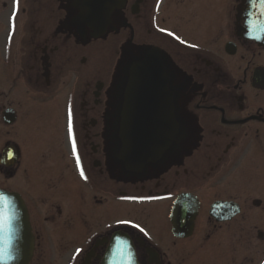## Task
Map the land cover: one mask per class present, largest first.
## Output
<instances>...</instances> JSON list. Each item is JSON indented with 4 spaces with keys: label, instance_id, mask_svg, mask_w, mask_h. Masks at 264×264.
Returning <instances> with one entry per match:
<instances>
[{
    "label": "flooded vegetation",
    "instance_id": "1",
    "mask_svg": "<svg viewBox=\"0 0 264 264\" xmlns=\"http://www.w3.org/2000/svg\"><path fill=\"white\" fill-rule=\"evenodd\" d=\"M85 1L0 0V190L26 264H103L117 237L136 264H264V2L120 0L92 23ZM149 54L169 130L140 164L123 112Z\"/></svg>",
    "mask_w": 264,
    "mask_h": 264
},
{
    "label": "water",
    "instance_id": "2",
    "mask_svg": "<svg viewBox=\"0 0 264 264\" xmlns=\"http://www.w3.org/2000/svg\"><path fill=\"white\" fill-rule=\"evenodd\" d=\"M119 3L120 0H86L84 4L85 17L92 23L99 18H107L112 9L120 7ZM131 72V81L143 83L144 88H149L148 93L144 94L140 92L137 95L131 92L127 93L123 112V135L133 137L136 140L133 145L141 147V155L137 162L142 164L152 159L153 155L160 151L159 138L169 130V124L165 104L164 107L159 104L164 95L160 93L162 70L158 58L149 54L142 63L134 64ZM138 88L142 89L140 85ZM131 98L136 100L135 103L132 102V105L129 103ZM146 99L149 100V103L153 101L155 107H144L143 101ZM152 108L155 109V115L157 114V125H144V110L151 111ZM144 132L149 137L145 146L141 142ZM146 146H148V150H143L142 148ZM0 194L3 195L7 203V211L11 217L10 228L3 233L4 247L7 254L13 257L10 260H5L3 264H26L32 250V236L26 209L21 199L14 193L0 190ZM103 264H136L129 240L125 237H117L115 245L105 256Z\"/></svg>",
    "mask_w": 264,
    "mask_h": 264
},
{
    "label": "snow or ice",
    "instance_id": "3",
    "mask_svg": "<svg viewBox=\"0 0 264 264\" xmlns=\"http://www.w3.org/2000/svg\"><path fill=\"white\" fill-rule=\"evenodd\" d=\"M264 2V0H262ZM18 3V0H14V14H15V4ZM163 31V29H162ZM179 39V37H177ZM68 133L69 137L71 138L72 135V121H71V114L69 113V121H68ZM73 153L75 154V143L73 142ZM77 167H79V159H77ZM81 175L83 173L81 172ZM10 222H11V217L7 211V203L4 200V197L2 194H0V264H3L5 260H10L13 257L8 255L5 247H4V241H3V233L5 230L10 228ZM118 224H125L129 225L131 224L133 227L139 228L140 226L138 224H133L132 221L130 220H118ZM143 231V229H141ZM80 250L77 249V252Z\"/></svg>",
    "mask_w": 264,
    "mask_h": 264
},
{
    "label": "rangeland",
    "instance_id": "4",
    "mask_svg": "<svg viewBox=\"0 0 264 264\" xmlns=\"http://www.w3.org/2000/svg\"><path fill=\"white\" fill-rule=\"evenodd\" d=\"M107 57H109V53H108V54H107L106 52L103 53V54L101 55V63H106V62H108L109 60H107ZM110 57H111V56H110ZM29 126H30V125H29ZM31 131H33V128H32V127L28 129V133L31 132Z\"/></svg>",
    "mask_w": 264,
    "mask_h": 264
}]
</instances>
